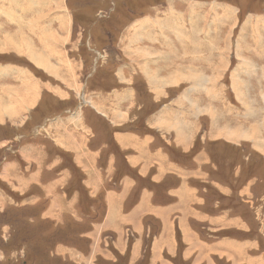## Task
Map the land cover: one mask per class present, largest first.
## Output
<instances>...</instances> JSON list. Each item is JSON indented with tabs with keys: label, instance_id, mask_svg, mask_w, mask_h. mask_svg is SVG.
Segmentation results:
<instances>
[{
	"label": "rangeland",
	"instance_id": "rangeland-1",
	"mask_svg": "<svg viewBox=\"0 0 264 264\" xmlns=\"http://www.w3.org/2000/svg\"><path fill=\"white\" fill-rule=\"evenodd\" d=\"M44 3L43 17L55 24H45L43 18L44 28H57L58 19L68 21L59 26L61 29L66 26L59 36L65 46L63 58L47 57L58 70V76L30 58L0 57V66L10 63L27 67L31 82L26 86L37 88V98L21 107L23 116L18 113L19 107L13 106L18 113L12 115L16 126L8 122L0 125V264L153 261L154 237L146 233L138 236L129 224L121 227L125 228L123 243L129 238L134 240L137 259L131 256V247L124 253L117 250L119 235L114 232L89 233L92 224L101 221L105 214L107 189L103 186L110 181L112 170L105 173L97 163L91 164L86 157L88 141L84 147L78 144L81 141L78 136L95 132L94 146L99 150L110 128L142 130L148 113L155 108L164 110L166 121L172 124L168 129L187 131L190 147L194 145L187 167L193 170L179 173L190 186L192 182L199 184L207 196L204 204L198 199H184L181 211L195 212L197 205L208 215L218 212L222 221L217 225L218 239L212 240L210 230H201L200 224L207 227L208 223L191 220V227L203 242V249L198 251L203 259L193 257L187 261L264 264V0H44ZM49 5L55 6L48 11ZM163 18L166 28L180 24L181 20L183 25L197 20V24L204 25L205 37L210 32L214 34L215 49L222 56L215 59L217 64L210 71L220 73L219 85L223 88L167 90L166 97L157 101L155 107L151 90L134 92L127 55L140 44H150L135 27L146 20ZM179 30L176 41L169 33L171 41L166 46L157 43V54L173 50L211 53L205 46L197 48L195 43L187 48L183 41L186 32ZM10 40L8 37L5 43L0 42V47L8 46ZM33 44L37 43L29 45ZM48 50L55 53L53 47ZM203 68L209 71L208 67ZM238 78L242 82H236L240 81ZM142 82L144 78L137 81L144 88ZM116 86L122 89L116 91ZM186 95L187 100L183 98ZM82 116L93 131L85 126ZM107 117L115 124L113 127L105 126L101 120ZM19 118L25 120L17 125ZM107 147L104 146V151L108 153ZM101 164L104 166V161ZM192 192L189 190L184 196L189 198L196 193ZM106 197L114 199V194ZM143 210H139L138 217ZM207 219L213 222L210 216ZM229 219L235 221H231L232 228L227 233L229 223L224 221ZM156 227L152 226L153 231ZM229 236L236 238L232 240L235 247L231 251L235 255L216 258L211 251L213 245L220 237ZM178 238L182 248L179 247L175 257L165 255V258L186 264L185 245L179 232Z\"/></svg>",
	"mask_w": 264,
	"mask_h": 264
},
{
	"label": "crops",
	"instance_id": "crops-1",
	"mask_svg": "<svg viewBox=\"0 0 264 264\" xmlns=\"http://www.w3.org/2000/svg\"><path fill=\"white\" fill-rule=\"evenodd\" d=\"M46 3H44V0H0V42L5 43L9 36V38L15 41L22 42L24 44V46L22 45L23 48L26 47L27 50L28 44L37 43L33 44V55L42 57L44 61L49 64V67L53 69L52 75L58 76V70L50 65L47 57L51 56L52 59L59 57L63 58L65 46L63 41H60L59 36L66 26L62 24L64 25L63 29L59 26L61 23L66 24L68 21L63 18L58 19L59 28H54V26H48L51 28H44V26H42L44 18L43 10ZM54 6L55 5H49L47 7L48 11L50 8H54ZM39 11L41 15H38ZM165 20L166 18H163V20L150 19L138 23L135 30L137 29L138 34L143 32L145 36L144 41H148L150 44H140L137 49L129 51L127 55L128 65L130 66L129 69L132 71L130 77L133 79L132 88L134 92L139 90H151L153 93L152 99L156 101L154 107L158 103L157 101H161L166 97L165 91L167 90L218 89L221 87L219 85L222 79L220 73L218 74V72L214 70L210 71V69L217 64L215 59L222 56V53L215 49L214 34L210 32L208 37H205L204 25L203 23L197 24V20L193 21L194 23H185V25L181 24V20L180 24L173 25L169 28H166L164 25ZM53 21L54 20L48 21V19L44 18L45 24L55 25ZM37 26L39 27L38 29H36ZM179 29L182 31L185 30L186 32V37H183V41L186 43L187 48H191L190 44L195 43L197 48L205 46L211 53L206 55L203 53L189 54L185 50L183 52L173 50L164 52L165 55L160 53L157 54V50H155L157 43H162L161 45L166 46L167 43L171 41V38L168 37L169 33H172L174 37H176V41L178 31H180ZM180 33L179 39L182 41V32ZM146 35L152 36L151 38H146ZM66 38L68 41L69 37L67 36ZM137 41L143 43L141 39ZM52 47L55 52L54 54H50L48 50ZM26 48H24V50ZM4 49L7 50V48ZM1 56L30 58L27 52L19 53L14 49L4 52L1 51L0 57ZM154 65H156V67ZM203 66L208 67L209 71H206ZM229 76L231 78L232 74ZM234 76H236V73L233 77ZM142 78L145 79V82H142L144 88H141L142 86L137 83V81ZM238 80L240 81L236 82H242L241 78H238ZM29 82L31 81L29 80V69L27 67L23 68L17 65H11L10 63L5 66H0V125L9 123L10 125L16 126L15 118H13L12 115H17L18 113L22 114L23 112L21 111H24L22 108H24L26 103L31 99L35 100L37 98L36 95L30 99L28 98L31 89H37L33 88V86H26ZM233 82L234 88L236 82L235 80ZM118 84L120 85L119 80ZM43 86L44 84L42 83L41 87L44 88ZM117 87L118 86L114 88L116 91L122 89L120 86ZM221 88H223V86ZM183 98L187 100V95ZM14 105L19 107L18 113L13 109ZM6 107H8V109ZM6 110L9 115L6 114ZM162 112H164V110L159 111L155 108L154 111L148 113V119L145 120V126L142 130L137 129V127L123 128V126L122 128L121 126L110 128L109 130L111 132L107 139H103L99 150H97V146H94V140L97 137L95 132L92 135L78 136L81 139L78 144L85 147L88 141V148H85L89 152V156L86 157L89 161L91 160L90 163H97L98 167L103 168L105 173L107 170H112L110 181L106 186H103L107 189L105 201L103 200L106 208L105 214L101 221L96 224L94 223V225L92 224V229L89 233L103 234L109 231L114 232L116 235H119V247L117 245V250L120 253H124L125 250L131 247V256L137 259V249L134 240L129 238L126 244L123 243L125 228L121 230V227L129 224L138 236H142L146 233L149 234L148 236L152 235L154 237L152 243L153 247L151 249L153 261H147V264H177V261L167 260L165 255L166 257L167 255L175 257L179 251V247L182 248L178 238L179 232L182 235L185 245L183 260H186V264H204V261H187L193 257H196L198 260L203 259L202 253H198V251L203 249V242L200 241L199 234L191 227V220L203 224L208 223V228L200 224L201 230H210L212 234L209 235L212 240L218 239L216 236L218 234L216 233H219L218 226L222 221L221 218H219L220 214L218 212L208 215L203 207L199 206L198 208L197 205L194 207L195 212L181 211V203L184 199H198L204 204V199L207 196L204 194V189L201 188L199 184H194L192 182L193 186H190L188 181L184 180V177L179 173L182 172V170H193L187 166H189L190 162L188 155L194 145L190 147L192 142L190 143L185 136L187 133L186 130H170L172 124L166 121L164 113ZM20 116H23V114ZM82 117L85 126L92 129L91 126H89L87 118L85 116ZM72 118L73 121H75V118ZM17 120L18 125L25 119L22 120V118H19ZM101 120H103L105 126L110 125L113 127L114 123H110L108 117L106 120L104 118H101ZM76 131L74 130L73 132ZM85 131L84 129L82 133H85ZM85 137H87V140ZM99 137L102 136L99 135ZM61 138H64V136L61 135ZM191 139L193 141L194 137H191ZM105 145L108 146V153L104 151ZM91 155H94V157H91ZM103 161L104 166H101V162ZM192 166L193 165L190 167ZM180 178H182V180ZM176 180H178L177 183H173ZM115 187L117 190H115ZM96 188L98 189L99 187L97 186ZM189 190L196 192V195L191 194L189 198L184 196V193ZM110 193L114 194V199L106 197V195ZM120 207H122V212ZM142 208H145V210ZM140 209L143 210V212L141 216L138 217L140 215ZM208 216L213 218V222L207 219ZM231 221L235 220L229 219L224 221V223H229L226 229L228 230L226 231L227 233L230 228H232V226H230ZM154 224L157 225L156 231H153L152 228ZM210 225H212V227ZM96 226L99 227V230ZM157 228H160L159 232H157ZM220 238L217 244L213 245L214 248H212L211 251L215 253L216 258H231V255H235L234 252H231L235 247V242L232 241L236 239L235 236ZM141 249L140 247V251ZM135 262L139 261H130V263L133 264Z\"/></svg>",
	"mask_w": 264,
	"mask_h": 264
},
{
	"label": "bare ground",
	"instance_id": "bare-ground-1",
	"mask_svg": "<svg viewBox=\"0 0 264 264\" xmlns=\"http://www.w3.org/2000/svg\"><path fill=\"white\" fill-rule=\"evenodd\" d=\"M220 18H222V17H220ZM9 37V36H8ZM53 37V36H52ZM22 45L24 46V44L22 43V42H17V41H15V40H13V39H11L10 41H9V45L8 46H2V47H0V52L1 51H7V50H9L8 48L9 47H11V49H14L15 51H17V52H27L28 53V55L30 56V60L32 59L35 63H37L39 66H42V67H44V68H46L51 74H52V72H53V69L51 68V67H49V64H47L45 61H44V59L42 58V57H37V56H35V55H33L34 54V52H33V49H34V47H33V45H29V46H27L28 47V50H27V48L26 47H24V48H26L25 50H27V51H25L24 50V48L22 47ZM4 48H7V50H5ZM148 52V51H147ZM149 56V55H148ZM143 57V56H142ZM150 59V58H149ZM36 95V89H31V92L29 93V95H28V98L30 99V98H32L33 96H35ZM247 137V136H246Z\"/></svg>",
	"mask_w": 264,
	"mask_h": 264
}]
</instances>
